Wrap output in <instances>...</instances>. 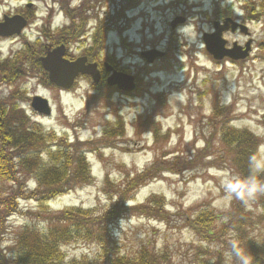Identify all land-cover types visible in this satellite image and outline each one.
<instances>
[{
	"label": "rangeland",
	"instance_id": "rangeland-1",
	"mask_svg": "<svg viewBox=\"0 0 264 264\" xmlns=\"http://www.w3.org/2000/svg\"><path fill=\"white\" fill-rule=\"evenodd\" d=\"M26 3H35L40 7L36 13L35 22L41 25L46 11L39 1L7 0L5 5L14 7ZM156 21L155 31L148 29L146 32H140L139 22H134L126 28L124 38L132 45L133 50L135 49L134 52L146 47H162L164 43L159 44L158 41L165 33V39H168L167 15L158 16ZM67 23L63 16H55L52 28L61 27ZM119 27L114 22L113 30L107 37L105 51L106 56H115L117 61L126 57L121 46ZM32 28L37 31L35 27ZM200 34L190 29L178 32L176 37H180V43L184 42L185 47H178L177 43L173 45V53L167 59L170 63L167 75L155 73L144 85L129 93V96H122L113 90L110 103L105 102L106 100L97 104L93 103L94 97L100 92L104 93L103 86H97L99 93L95 95L86 80L81 81L69 91L55 90L52 93L37 87L35 80L18 83L15 93H23V90H26L23 89L25 86L28 96L46 95L52 105L53 113L50 117L39 116L29 107L26 108L31 121L40 123L46 130L55 131L60 137L68 135L70 142L77 138L81 142L100 139L104 126L114 123L116 114L125 121V137L118 142L117 149L104 150L103 160L95 154L88 157L92 164L95 183L53 201L50 204L53 211L74 206L96 209L99 213L108 211L112 205L114 187L125 181L126 173L129 172L133 178L137 173L149 168L163 152L167 153L165 156L167 159L176 155L189 158L195 155L197 150L202 149L206 141L212 139L211 160L228 158L227 149L219 142L220 118L212 117L213 104L216 103H220L218 105H223L225 108L231 107L230 118H235L233 127L247 129L261 139L258 156L264 154V64H256L250 72L246 73H239L237 68L229 65L217 71L208 63L206 68L200 67L204 65L202 63L204 59L199 55L200 66L195 67L192 58L198 57ZM39 35L34 32L30 36L31 40H36ZM86 43L90 44L89 40ZM18 46L15 45V49ZM174 48L177 49L174 50ZM71 49L75 53L82 52V44H74ZM10 52L11 48L8 45L0 46V55H4V59H8L7 55ZM129 61L137 62V59L132 56ZM12 91L13 89L8 86L1 87L0 96L8 95ZM160 93L166 96L164 107H160L156 100V96ZM145 116L155 117L160 124L162 136L170 134L168 141L161 139L156 144L153 134L150 133L136 136L134 125L139 117ZM78 122L80 124L75 127V123ZM211 135L212 138H210ZM226 164L225 168H196L180 175L165 174L163 179L152 181L141 188L130 204L143 203L154 194L163 195L167 210L173 217L167 225L142 217L125 218L114 223L111 230L115 250L122 255L134 256L142 246L157 250L167 248L173 264H188L189 259L186 253L191 250V247L200 245L207 247V245L201 243L198 237L185 227L179 214L195 206H201L219 215L221 218L218 225L221 226L222 221H227L233 202H243L237 199L235 194L229 196L226 191V183H232L235 179L241 178L228 163ZM107 176L111 182L109 187L105 181ZM31 185L34 186V184ZM258 203L257 195L247 204L245 203L254 220L260 215ZM21 208L24 213L15 215L9 220L7 235L9 240H12L19 229L33 220L26 212L34 211L35 203L21 202ZM250 233L251 237L260 244L264 239V226H257L255 229L253 227ZM210 248L213 252L224 254L225 264H233L231 254L228 252L230 246L213 244ZM63 251L69 259H81L95 257L98 250L94 245L78 242L64 247Z\"/></svg>",
	"mask_w": 264,
	"mask_h": 264
},
{
	"label": "trees",
	"instance_id": "trees-1",
	"mask_svg": "<svg viewBox=\"0 0 264 264\" xmlns=\"http://www.w3.org/2000/svg\"><path fill=\"white\" fill-rule=\"evenodd\" d=\"M112 22L108 20L96 34L97 49L104 48L107 36L113 30L110 25ZM46 30L45 34L51 39L49 41L53 47L56 44L68 47L85 34L84 29L74 28L73 25L54 32L50 28ZM44 51L45 48L37 43L28 57L34 64L40 63L39 57ZM108 62L111 63L110 58ZM46 83L53 86L48 79ZM101 86L104 93L97 92L99 94H95L97 96L93 98V103L104 100L110 103L113 88L105 83ZM156 100L160 107L166 106L163 93L158 94ZM218 104H215L214 115L220 118L219 142L227 149L228 158L211 160L212 139L189 158L176 155L167 159V153L163 152L149 168L133 178L129 172L126 173L125 181L114 187L111 208L103 213L76 206L53 211L50 204L95 183L87 156L95 154L103 160L104 150L117 149L118 142L125 137L124 119L116 114L114 123L104 126L100 139L81 142L77 138L70 142L66 135L60 137L54 131H46L40 124L31 121L25 111L16 105L0 109V264H173L167 248L157 250L142 246L134 256L120 254L113 246L111 227L130 217L169 224L173 215L167 210L163 195L154 194L143 203L130 204L141 188L163 179L165 174L180 175L196 168H225L226 163L246 180L255 174L250 158L254 154L258 155L261 139L247 129L232 127L231 107L225 108ZM79 124L75 123V127ZM134 126L136 136L153 134L156 144L161 139L169 140L170 134L162 136L160 124L154 116L139 117ZM258 179L264 182V173L258 174ZM105 181L109 187L111 182L108 176ZM30 182L34 183V188L28 186ZM257 196L260 215L256 220L248 211V206L237 201L233 202L228 219L222 221L221 226L218 225L221 217L210 209L195 206L181 212L179 215L185 227L207 245L192 246L186 253L188 264H225L224 254L213 252L210 246H230L228 252L231 253L230 241L233 238L239 239L247 248L254 257V264H264V239L258 244L250 233L253 227L264 226V193H257ZM21 202L35 203L34 211L26 212L33 220L9 240L10 218L24 213ZM78 242L94 245L98 250L95 257L69 259L63 248ZM231 260L233 264H238L234 255H231Z\"/></svg>",
	"mask_w": 264,
	"mask_h": 264
},
{
	"label": "flooded vegetation",
	"instance_id": "flooded-vegetation-1",
	"mask_svg": "<svg viewBox=\"0 0 264 264\" xmlns=\"http://www.w3.org/2000/svg\"><path fill=\"white\" fill-rule=\"evenodd\" d=\"M6 1L0 0V25L13 18L23 19L27 25L21 30L20 35L0 36V46L8 45L11 48V52L7 55L9 61L7 58L6 60L4 59V55H0V60L7 62L5 64L7 68L0 69V89L4 86L13 89L8 95L0 96V109L16 105L19 109L27 112L26 108L28 107L32 110V100L35 96L49 98L43 94H35L27 100V88L24 86L23 89L26 90H23V93L17 92L23 98L14 99L17 95L14 91L18 89L19 82L35 80L37 82L36 86L48 93H52L55 90L59 92L67 91L54 88L46 83L49 75L45 72L46 76L41 63V59L49 52L57 49L59 46H64V44H56L53 47L49 41L51 39L45 34L44 26L36 29L37 31L33 30L32 25L34 21L31 20L40 8L35 3L19 4L13 7L9 4L5 5ZM37 1H39V4L46 11V20L51 19V16L53 17L59 11L68 22L67 25H73L77 29H84L86 35L84 36V44H81L83 49L86 48L84 50L85 54H83L84 51L75 53L70 49H66L63 58L71 63L85 58L87 60L86 66L94 65L96 67L99 74L97 82L94 81L92 76H79L74 83V86H76L81 81L86 80L92 91H97L98 85L107 84L108 78L114 72L133 76L137 85L136 89L144 85L155 73H165L167 75V68L170 66L167 59L173 53V45L177 43L179 44L177 45L178 47H185V43H180V37L177 38L176 34L184 32L186 29L201 33L198 40V57L192 58L194 66L196 65L195 67L200 66L201 60L199 55L204 59V62H202L204 65L202 64L200 67L206 68V64L208 63L213 68L215 67L217 71L229 65L237 68L239 73H246L250 72L256 64H264V0ZM110 14L113 15L108 17ZM161 15H167L168 24V39H165V33L158 41L159 44L164 43L162 47H146L143 50L136 51V53L132 45H124V42L121 40V46L125 51L126 57H123L119 61L113 60L111 63H108V57L104 51L97 49L95 35L108 20L115 21L120 26L119 29H126L132 23L139 22L140 32H146L148 29L155 31L157 26L156 18ZM5 31H8L7 28ZM33 31L40 34L34 41L30 37L33 35ZM87 40L90 42L88 45L86 43ZM37 43H40L45 48V51L43 52L44 55L39 57L40 63L34 64L28 55L33 45ZM15 45L19 46L15 49ZM151 50H161L165 53V56L155 59L153 63H149L144 53ZM132 56L137 59V62L129 61V58ZM13 72L16 74L12 75ZM117 92L122 96H129L127 93ZM213 108H215V104H213ZM212 137L211 135L210 138Z\"/></svg>",
	"mask_w": 264,
	"mask_h": 264
},
{
	"label": "water",
	"instance_id": "water-1",
	"mask_svg": "<svg viewBox=\"0 0 264 264\" xmlns=\"http://www.w3.org/2000/svg\"><path fill=\"white\" fill-rule=\"evenodd\" d=\"M25 25V21L20 18L8 20L3 25H0V36L5 37L20 34V30L24 28ZM6 28L9 32L5 31ZM64 53L65 48L59 47L49 52L46 57L41 60L43 68L49 74V79L54 85L62 89H71L76 78H78L80 74L92 76L95 82L98 81L99 74L94 65L86 66L85 63L87 60L85 58L78 59L71 63L63 58ZM144 55L147 56L149 62H153L155 59L165 56L163 52L158 50L148 51ZM107 84L110 87H117L120 91L126 93L133 92L136 88L134 77L117 72L109 77ZM32 108L41 115H51L49 102L44 98L35 97L32 102ZM237 181H239V183H237ZM246 181L245 179H236L232 184L247 190Z\"/></svg>",
	"mask_w": 264,
	"mask_h": 264
},
{
	"label": "clouds",
	"instance_id": "clouds-1",
	"mask_svg": "<svg viewBox=\"0 0 264 264\" xmlns=\"http://www.w3.org/2000/svg\"><path fill=\"white\" fill-rule=\"evenodd\" d=\"M250 160L255 174L246 181L247 190L234 186L232 183H226L225 185L229 196L235 194L237 199H240L246 204L249 200L254 199L257 193H264V182L258 179V174L264 173V154L259 156L254 154L251 156ZM237 183H239V181H237ZM230 245V254L236 257L238 264H254V257L249 253L247 248L243 246L239 239L233 238L230 241Z\"/></svg>",
	"mask_w": 264,
	"mask_h": 264
}]
</instances>
